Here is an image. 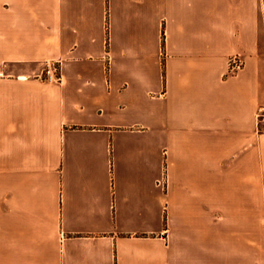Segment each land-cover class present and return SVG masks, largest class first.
<instances>
[{
	"label": "crops",
	"instance_id": "obj_1",
	"mask_svg": "<svg viewBox=\"0 0 264 264\" xmlns=\"http://www.w3.org/2000/svg\"><path fill=\"white\" fill-rule=\"evenodd\" d=\"M0 71V264H264V0H0Z\"/></svg>",
	"mask_w": 264,
	"mask_h": 264
},
{
	"label": "built area",
	"instance_id": "obj_2",
	"mask_svg": "<svg viewBox=\"0 0 264 264\" xmlns=\"http://www.w3.org/2000/svg\"><path fill=\"white\" fill-rule=\"evenodd\" d=\"M244 59L239 54H234L228 59V75L237 74L244 67ZM0 74L3 75L2 71ZM46 75L49 80L59 81L61 75L59 73L58 65L48 63L46 66ZM257 121L260 129L264 132V106H262L257 113Z\"/></svg>",
	"mask_w": 264,
	"mask_h": 264
}]
</instances>
